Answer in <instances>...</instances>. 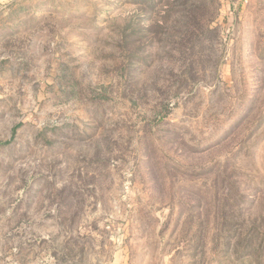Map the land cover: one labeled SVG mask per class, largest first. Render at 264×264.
Here are the masks:
<instances>
[{"label":"rangeland","instance_id":"374dc122","mask_svg":"<svg viewBox=\"0 0 264 264\" xmlns=\"http://www.w3.org/2000/svg\"><path fill=\"white\" fill-rule=\"evenodd\" d=\"M0 264H264V0H0Z\"/></svg>","mask_w":264,"mask_h":264},{"label":"built area","instance_id":"2783aa9c","mask_svg":"<svg viewBox=\"0 0 264 264\" xmlns=\"http://www.w3.org/2000/svg\"><path fill=\"white\" fill-rule=\"evenodd\" d=\"M36 1H54V0H36Z\"/></svg>","mask_w":264,"mask_h":264}]
</instances>
